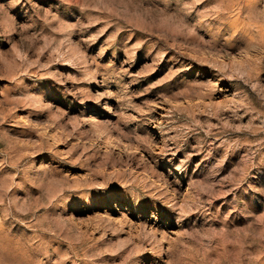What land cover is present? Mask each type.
Here are the masks:
<instances>
[{
	"label": "rangeland",
	"instance_id": "374dc122",
	"mask_svg": "<svg viewBox=\"0 0 264 264\" xmlns=\"http://www.w3.org/2000/svg\"><path fill=\"white\" fill-rule=\"evenodd\" d=\"M0 264H264V0H0Z\"/></svg>",
	"mask_w": 264,
	"mask_h": 264
}]
</instances>
